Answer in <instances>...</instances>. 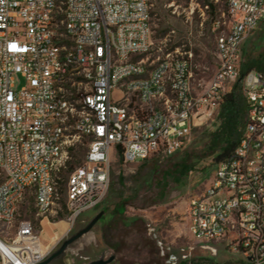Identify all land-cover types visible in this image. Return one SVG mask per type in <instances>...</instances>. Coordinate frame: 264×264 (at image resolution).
<instances>
[{
  "label": "built area",
  "instance_id": "built-area-1",
  "mask_svg": "<svg viewBox=\"0 0 264 264\" xmlns=\"http://www.w3.org/2000/svg\"><path fill=\"white\" fill-rule=\"evenodd\" d=\"M219 2L218 69L202 87L192 51L153 40L150 0H0V264L40 263L58 244H43L44 224L65 221L66 235L96 209L114 155L124 165L171 157L237 82L245 125L189 202V233L264 264V72L241 76L264 0L206 8Z\"/></svg>",
  "mask_w": 264,
  "mask_h": 264
},
{
  "label": "rangeland",
  "instance_id": "rangeland-1",
  "mask_svg": "<svg viewBox=\"0 0 264 264\" xmlns=\"http://www.w3.org/2000/svg\"><path fill=\"white\" fill-rule=\"evenodd\" d=\"M152 38L156 45H178L192 51L194 82L205 87L218 69L212 22L226 6L219 2L206 8L209 0H150ZM176 48V47H175ZM244 68L255 63L264 72V19L242 45ZM16 86L21 87L16 77ZM220 124V109L204 126L194 128L181 150L169 158L153 157L124 165L114 155L108 193L96 209L80 216L68 234V226L44 224V245L70 237L102 208L106 218L93 228L91 241L71 246L64 264H88L114 255L111 264H244L227 241L202 242L189 233V202L210 185L217 166L211 133ZM79 158L83 151H79ZM190 169L184 173L183 167ZM119 176L124 181L119 183ZM122 202V215H112ZM125 219H129L128 225ZM65 222V221H63ZM4 227L0 226V232ZM41 229V228H40Z\"/></svg>",
  "mask_w": 264,
  "mask_h": 264
},
{
  "label": "trees",
  "instance_id": "trees-1",
  "mask_svg": "<svg viewBox=\"0 0 264 264\" xmlns=\"http://www.w3.org/2000/svg\"><path fill=\"white\" fill-rule=\"evenodd\" d=\"M178 45H174L171 49H174ZM256 64L250 63L246 67L241 66V76H244L246 73L257 70ZM259 71V70H258ZM247 114V104L245 98L242 93V86L240 82L235 83L231 89L227 92L224 97L223 103L220 107V124L216 131L211 133L212 147L213 150H219V153L215 155V161L218 163L230 156L235 150L244 125ZM190 168L188 166H184V173L187 172ZM124 181L123 176H119V183ZM99 207V206H98ZM104 211V216L100 221L105 220L107 208H102ZM124 212V205L122 202L117 203L115 208L112 211V215L120 214L122 215ZM127 224H130L129 219H125Z\"/></svg>",
  "mask_w": 264,
  "mask_h": 264
},
{
  "label": "water",
  "instance_id": "water-1",
  "mask_svg": "<svg viewBox=\"0 0 264 264\" xmlns=\"http://www.w3.org/2000/svg\"><path fill=\"white\" fill-rule=\"evenodd\" d=\"M103 216H104V211H100L97 214H95L84 227L77 230L70 237L64 239L57 249L51 251L38 264H58V263L64 264L63 263L64 257L66 256L69 248L79 243L85 235L90 234L93 228L102 219ZM114 259H115L114 255L110 256L107 259L101 257L100 259L91 261L88 264H111L114 261Z\"/></svg>",
  "mask_w": 264,
  "mask_h": 264
},
{
  "label": "bare ground",
  "instance_id": "bare-ground-1",
  "mask_svg": "<svg viewBox=\"0 0 264 264\" xmlns=\"http://www.w3.org/2000/svg\"><path fill=\"white\" fill-rule=\"evenodd\" d=\"M66 223L65 222H59L57 225L59 226V225H65ZM91 234H87V235H85L83 238H82V244L83 243H88L89 241H91ZM80 241V242H81Z\"/></svg>",
  "mask_w": 264,
  "mask_h": 264
},
{
  "label": "flooded vegetation",
  "instance_id": "flooded-vegetation-1",
  "mask_svg": "<svg viewBox=\"0 0 264 264\" xmlns=\"http://www.w3.org/2000/svg\"><path fill=\"white\" fill-rule=\"evenodd\" d=\"M58 264H62V263H58Z\"/></svg>",
  "mask_w": 264,
  "mask_h": 264
}]
</instances>
